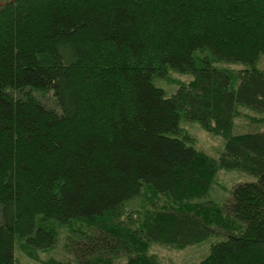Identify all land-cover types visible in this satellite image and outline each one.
Masks as SVG:
<instances>
[{
	"label": "trees",
	"instance_id": "obj_1",
	"mask_svg": "<svg viewBox=\"0 0 264 264\" xmlns=\"http://www.w3.org/2000/svg\"><path fill=\"white\" fill-rule=\"evenodd\" d=\"M1 2L0 264H161L153 244L212 238L196 264H264V0ZM172 72L191 78L166 96ZM230 170L254 181L211 200Z\"/></svg>",
	"mask_w": 264,
	"mask_h": 264
},
{
	"label": "rangeland",
	"instance_id": "obj_2",
	"mask_svg": "<svg viewBox=\"0 0 264 264\" xmlns=\"http://www.w3.org/2000/svg\"><path fill=\"white\" fill-rule=\"evenodd\" d=\"M205 55H207L212 64L218 68H238L242 66L237 63L228 64L218 61L208 52H206ZM257 67L264 68V57L259 59ZM170 77L172 78L171 83L167 80H154V85L161 88L166 96L174 94L178 82L188 81L191 78V75L172 72ZM184 132L191 136L196 148L201 149L212 158L218 157L219 149L223 144V139L221 137L207 133L198 125V123L184 126ZM252 181H254V176L241 170L221 171L216 184L213 186L214 189L211 190V200L222 203L224 200L226 201L230 190L241 184ZM64 236L66 237V234L65 232H62L60 239L62 242H64ZM216 241L220 240L212 238L208 242H203L200 245L189 246L183 249L168 245L153 244L150 252L160 259L161 264H196L208 252L211 242ZM57 254L59 253L57 252Z\"/></svg>",
	"mask_w": 264,
	"mask_h": 264
},
{
	"label": "water",
	"instance_id": "obj_3",
	"mask_svg": "<svg viewBox=\"0 0 264 264\" xmlns=\"http://www.w3.org/2000/svg\"><path fill=\"white\" fill-rule=\"evenodd\" d=\"M0 6H5V2H1L0 3Z\"/></svg>",
	"mask_w": 264,
	"mask_h": 264
}]
</instances>
